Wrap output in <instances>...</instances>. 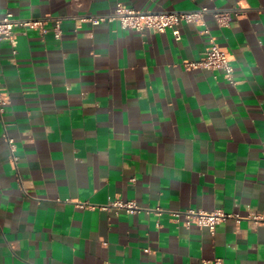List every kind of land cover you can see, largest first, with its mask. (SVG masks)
Listing matches in <instances>:
<instances>
[{
	"label": "crops",
	"instance_id": "crops-1",
	"mask_svg": "<svg viewBox=\"0 0 264 264\" xmlns=\"http://www.w3.org/2000/svg\"><path fill=\"white\" fill-rule=\"evenodd\" d=\"M118 4L240 10L228 28L205 17L235 83L187 67L208 47L198 25L158 34L80 21ZM6 14L62 18L63 35L18 29L16 55L2 43L0 264H264V0H0ZM117 200L150 212L103 209ZM186 210L241 221L212 235L184 227L173 213Z\"/></svg>",
	"mask_w": 264,
	"mask_h": 264
},
{
	"label": "built area",
	"instance_id": "built-area-1",
	"mask_svg": "<svg viewBox=\"0 0 264 264\" xmlns=\"http://www.w3.org/2000/svg\"><path fill=\"white\" fill-rule=\"evenodd\" d=\"M212 15L219 28H228L233 20L241 16V11L238 9L231 10H210L207 7L200 8L191 12H168V13H153L142 12L129 9L122 4H118L114 12L107 15H88L80 18L82 23H88L92 26H99L104 23L117 22L123 29H130L140 33L150 32L163 34L168 30H174L181 23L193 24L200 26L201 34L207 37L208 47L206 54L200 61L187 64L188 68L193 69H206L210 71H221L225 78L235 83L233 79L234 68L228 55L221 49L217 43L216 38L211 34L206 25V15ZM51 23V28L49 27ZM63 19L59 17L47 16L41 20H24L15 18L13 14H6L0 18V51L2 43L8 41L12 47L13 55L17 54L18 36L16 30L22 29L25 31H34L41 36L53 32L57 40H61ZM176 40H180L179 32H175ZM10 104L9 97L0 86V118H3L6 113V108ZM4 132L3 139L8 145L9 161L17 168L19 163L18 145L16 140L9 134L8 124L3 123ZM21 180L19 179V182ZM82 206H85L83 204ZM113 208L116 211H125L128 214H136L144 210L135 201L124 202L117 200L110 207L103 209ZM160 214L161 210H155ZM180 223L186 227L191 228L196 226L201 229H207L212 235L215 234L216 228L223 222L229 219H236L240 223L241 218L238 215L228 214L224 211L217 210L207 212L204 210H186L173 213ZM256 219L257 218H253Z\"/></svg>",
	"mask_w": 264,
	"mask_h": 264
}]
</instances>
